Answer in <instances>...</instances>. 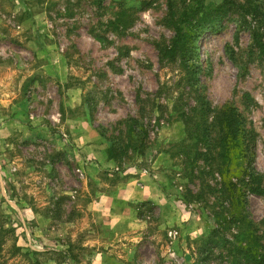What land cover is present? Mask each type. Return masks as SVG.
<instances>
[{
  "label": "rangeland",
  "instance_id": "rangeland-1",
  "mask_svg": "<svg viewBox=\"0 0 264 264\" xmlns=\"http://www.w3.org/2000/svg\"><path fill=\"white\" fill-rule=\"evenodd\" d=\"M247 1L0 0L1 263L264 264V0ZM143 175L159 196L113 237L93 205Z\"/></svg>",
  "mask_w": 264,
  "mask_h": 264
},
{
  "label": "crops",
  "instance_id": "crops-1",
  "mask_svg": "<svg viewBox=\"0 0 264 264\" xmlns=\"http://www.w3.org/2000/svg\"><path fill=\"white\" fill-rule=\"evenodd\" d=\"M137 181L128 182L125 185H122L117 192V203L121 202L119 205H109V210L104 212L101 205H93V210L97 213L98 221H104L107 229L113 237H121L127 231H135L138 226L137 213H133L130 209V205H126L131 201L135 200H155V197L158 198L159 191L155 182L148 176H141ZM150 180H149V179ZM136 183V186L133 184ZM123 204V205H122ZM102 217H105L103 219ZM126 231L125 233H123ZM100 237V236H97ZM93 242H100L98 239H95ZM108 254L104 252L96 254L94 257L100 259L107 257ZM118 258H126L124 255H117Z\"/></svg>",
  "mask_w": 264,
  "mask_h": 264
},
{
  "label": "trees",
  "instance_id": "trees-1",
  "mask_svg": "<svg viewBox=\"0 0 264 264\" xmlns=\"http://www.w3.org/2000/svg\"><path fill=\"white\" fill-rule=\"evenodd\" d=\"M254 2H255L254 0H248L247 1V3H250L251 5L254 4ZM257 7H258V5H256L254 7L255 8L254 10H256L255 11L256 14H258ZM198 9H199V7H198ZM200 12H201V16H200L199 20H201L202 18H205V16L203 15V12L202 11H200ZM184 15L186 16L185 22H188L191 19V13H190L189 9H185V11H183L182 16H184ZM185 22L181 21L179 27L177 28L178 31H180V32L185 31V29L182 27V24H184ZM216 120H219V124L222 125V128L219 131L220 154L223 157H225L226 159H229V154H230V150H231V143L237 137V135L240 131L242 120H241L240 115L237 112V110L235 108H230V107L225 108L222 111H220L216 117ZM221 125H217V127L221 126ZM9 230H11V229H6L3 226H0V232L1 233L7 234V232ZM3 240H4V236H3V234H1L0 235V246L3 243ZM0 264H3V263L0 262Z\"/></svg>",
  "mask_w": 264,
  "mask_h": 264
}]
</instances>
